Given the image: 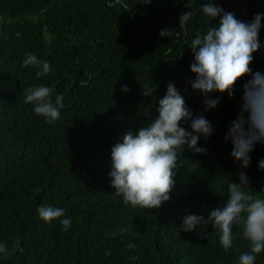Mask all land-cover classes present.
<instances>
[{
    "label": "trees",
    "instance_id": "obj_1",
    "mask_svg": "<svg viewBox=\"0 0 264 264\" xmlns=\"http://www.w3.org/2000/svg\"><path fill=\"white\" fill-rule=\"evenodd\" d=\"M124 2L129 11L117 0H0V243L11 252L18 240L24 249L0 255V264H237L249 250L239 227L225 250L211 222L188 232L178 226L187 215L207 220L227 199L228 181L238 182L242 170L249 191L264 190V170L258 168L264 144L255 146L249 166L241 169L224 141L250 76L237 81L231 98L210 94L220 102L204 113L214 131L197 146L207 153L185 146L170 201L153 209L133 207L109 186L110 148L125 131L149 123L170 81L194 115L203 111V97L186 80L194 78L191 41L210 22L199 9L207 0ZM213 3L242 21L262 14V47L249 67L264 73V0ZM187 10L193 17L178 27ZM165 28L179 35L161 37ZM27 53L48 61L50 72L37 77L36 67H22ZM154 84L156 91L144 97L142 89ZM41 85L52 89L53 102L63 96L53 123L25 103L26 90ZM125 85L127 93L121 91ZM42 205L62 208L65 215L45 223L37 211ZM69 217L65 231L59 221ZM255 264H264V252Z\"/></svg>",
    "mask_w": 264,
    "mask_h": 264
},
{
    "label": "clouds",
    "instance_id": "obj_2",
    "mask_svg": "<svg viewBox=\"0 0 264 264\" xmlns=\"http://www.w3.org/2000/svg\"><path fill=\"white\" fill-rule=\"evenodd\" d=\"M152 0H138L137 3L150 4ZM126 11L131 7L124 0H117ZM185 7L188 9V5ZM201 13L210 18L206 31L197 32L189 49L192 61L189 70L192 79L186 80L191 89L202 97L203 111L194 115L186 106L184 96L173 82L166 86L162 98L156 99L155 116L149 114V123L138 129L125 131L110 148L109 186L115 195L122 197L125 205L139 206L145 209L159 208L171 200L170 193L175 187V175L179 168V159L185 146L195 154H206L205 147L197 146L201 138L207 140L213 134V126L206 118L207 111L214 109L220 102L219 96L210 94L227 93L234 95L235 84L245 76H250L242 85L240 109L236 119L228 126L224 141L230 142V156L240 162L241 169H246L251 160L250 153L255 146L264 144V73L253 72L249 67L262 45L259 40L262 14H255L250 21L236 18L235 13L216 6L213 0L199 5ZM193 17L190 10L179 16V26L184 27ZM175 29L165 28L159 35L168 38ZM179 35V33H175ZM182 54V53H181ZM22 67L34 66L37 77L50 72L48 61H42L34 54L27 53ZM121 91L127 93V85ZM154 88L145 87L141 94L151 97ZM63 96L57 95L52 100V89L48 86H32L26 90L25 103H33V111L45 118L46 123H53L60 117L64 107ZM187 123L188 127L182 126ZM190 129V130H189ZM194 162V161H193ZM198 166V162H194ZM258 168L264 170V160L258 162ZM238 182L227 184V199L221 207L212 210L205 220L199 215H187L178 226L180 231H193L200 225L211 222L212 228L219 233V243L228 250L233 245V228L239 227L244 239L249 242V250L240 254L237 264H255L257 254L264 252V196L261 192L249 191L250 180L245 171L238 174ZM39 218L48 223L65 215L64 209L50 205L39 206ZM63 229L71 225V218L60 219ZM127 231V229H121ZM111 235V234H109ZM128 247L134 248L132 243ZM23 247L17 240L9 252L7 243H0V255L7 258Z\"/></svg>",
    "mask_w": 264,
    "mask_h": 264
}]
</instances>
